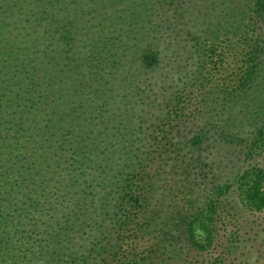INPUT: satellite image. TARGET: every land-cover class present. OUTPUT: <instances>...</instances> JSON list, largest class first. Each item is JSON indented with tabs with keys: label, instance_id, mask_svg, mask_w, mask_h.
<instances>
[{
	"label": "trees",
	"instance_id": "16d2710c",
	"mask_svg": "<svg viewBox=\"0 0 264 264\" xmlns=\"http://www.w3.org/2000/svg\"><path fill=\"white\" fill-rule=\"evenodd\" d=\"M170 176L196 250L264 210V0H0V264H147Z\"/></svg>",
	"mask_w": 264,
	"mask_h": 264
},
{
	"label": "rangeland",
	"instance_id": "374dc122",
	"mask_svg": "<svg viewBox=\"0 0 264 264\" xmlns=\"http://www.w3.org/2000/svg\"><path fill=\"white\" fill-rule=\"evenodd\" d=\"M207 95L215 97L212 92H207ZM218 97L220 98L219 95ZM234 98L232 100H237V98ZM232 105H234L233 101L230 108ZM262 113L263 111H260L253 115L258 116ZM215 150L216 148L212 149L213 152ZM237 156L238 152L236 151L234 166L229 163L225 168H222L223 166L220 167L229 176L236 174L234 172L236 171L237 160H235V157ZM219 158H221L220 153L217 159L219 160ZM227 158L223 163L227 162ZM210 172H214L215 177L218 175L216 168ZM215 177L211 176V178ZM179 187L180 183L178 179L172 180L170 176L165 180L164 193L159 197V201L157 200L154 208L159 209V207L164 206V209L171 210L173 212L172 220L167 219L162 235L157 231L149 234V236L155 237V240L152 241V248L155 247L151 253L152 257L147 264H264V210L253 213L241 211L239 215L235 213L230 215L227 211L222 212L219 208L218 212L220 213L216 218V229L211 246L205 250H196L184 241L182 242L179 238V230L174 222H176L177 216L183 206L185 208L193 204L201 205V199L205 193L199 189L198 185L194 184L190 186L189 190L185 189V191H188V199L184 200L181 192H177L176 190ZM171 189L174 190L172 191ZM230 211L231 209H229ZM170 227L174 228L175 234L172 235V240L169 242L165 241L163 236L165 230H168ZM162 243H165V245L162 246Z\"/></svg>",
	"mask_w": 264,
	"mask_h": 264
}]
</instances>
